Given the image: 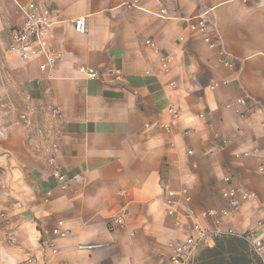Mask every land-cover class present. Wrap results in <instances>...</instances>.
I'll list each match as a JSON object with an SVG mask.
<instances>
[{"label":"crops","instance_id":"0c3cea01","mask_svg":"<svg viewBox=\"0 0 264 264\" xmlns=\"http://www.w3.org/2000/svg\"><path fill=\"white\" fill-rule=\"evenodd\" d=\"M29 1L52 10L58 60L50 73L39 67L44 57L24 61L9 48ZM133 1L0 0V49L34 104L33 125L0 145L20 168L11 179L0 165V212L9 218L0 264H167L172 244L194 234L196 222L214 227L202 210H229L230 186L254 195L220 229L264 243V0ZM79 16L85 33L75 29ZM200 19L206 34L192 28ZM117 215L123 226L112 222ZM222 236L200 243L189 264ZM81 243L101 246L85 251Z\"/></svg>","mask_w":264,"mask_h":264},{"label":"built area","instance_id":"2783aa9c","mask_svg":"<svg viewBox=\"0 0 264 264\" xmlns=\"http://www.w3.org/2000/svg\"><path fill=\"white\" fill-rule=\"evenodd\" d=\"M54 2L55 0H51ZM244 3L252 2V0H241ZM139 0H134L131 5H137ZM20 8L24 14V21L21 25L12 27L10 30V50L16 54L19 58L24 61H31L38 57H44V60L40 63L39 67L43 72L50 73L57 64L58 55L53 50L50 43V28L54 24L52 19V10L36 1H29L25 4H20ZM163 12L165 10H162ZM75 29L78 32L85 33L88 30L87 17L79 16L74 20ZM192 28L198 30L202 34H206L207 23L204 19H200L192 24ZM183 40L185 38H182ZM204 40L208 43L211 48H216V43L205 35ZM149 45L155 46V43L148 39L146 41ZM223 63L226 66L231 67L233 65L230 56L225 52H221ZM172 57L170 55H164L162 57V70L164 72H169L170 62ZM88 73L92 77H97L98 73L95 69H88ZM116 79H121L120 70L116 71ZM175 82L172 81L171 85L175 86ZM237 103L240 105H246L247 102L244 98L237 99ZM170 112L174 117L178 116V110L176 108H170ZM50 164L55 165V157L50 159ZM54 176L59 180L60 186L65 188L67 186V177L63 174L59 168H55ZM226 181H230V177L226 178ZM173 194V192H170ZM254 194L248 191H240L236 187H227L223 192V197L227 200L229 204V210L237 208L241 199L251 198ZM187 198L186 200H188ZM168 214H175V201L173 199H168ZM219 210L218 208H208L202 210L200 215L205 219L212 220L214 227L204 226L200 222L194 224V234H191L185 239L177 240L172 244V252L168 258L167 264H189V258L192 256L194 250L200 243H207L208 239L215 238L221 235H233L240 237L241 239L248 242L253 250V252L264 259L263 248L264 243L262 240L254 239L252 234L249 232L238 233L233 230L228 232H223L220 226L223 222L224 217L229 211ZM9 222L8 215L5 211L0 212V229L4 227L6 223ZM112 222L115 226H123L125 223V218L123 215H117L113 218ZM13 240V238H12ZM101 244L97 243H81L78 245L80 250L90 251L95 248L100 247ZM55 251V250H54ZM22 264H34V259L32 257L27 258ZM157 264V263H152Z\"/></svg>","mask_w":264,"mask_h":264},{"label":"rangeland","instance_id":"374dc122","mask_svg":"<svg viewBox=\"0 0 264 264\" xmlns=\"http://www.w3.org/2000/svg\"><path fill=\"white\" fill-rule=\"evenodd\" d=\"M33 108L32 95L23 82L19 81L18 74L13 70V62L9 53L0 49V145L8 140L17 129L24 126L29 129L33 125L34 121L31 120L34 115ZM40 110L43 111L41 107ZM40 110L39 116L42 115ZM39 121L38 119V125L45 124L44 121ZM202 250L204 249L199 250L195 259Z\"/></svg>","mask_w":264,"mask_h":264},{"label":"trees","instance_id":"16d2710c","mask_svg":"<svg viewBox=\"0 0 264 264\" xmlns=\"http://www.w3.org/2000/svg\"><path fill=\"white\" fill-rule=\"evenodd\" d=\"M263 264L261 258L253 254L246 241L233 235L217 238L213 248H205L195 264Z\"/></svg>","mask_w":264,"mask_h":264},{"label":"water","instance_id":"95a60500","mask_svg":"<svg viewBox=\"0 0 264 264\" xmlns=\"http://www.w3.org/2000/svg\"><path fill=\"white\" fill-rule=\"evenodd\" d=\"M0 165L5 166L11 176V179L14 176L15 171H19V167L16 165L13 155L7 150H0Z\"/></svg>","mask_w":264,"mask_h":264}]
</instances>
